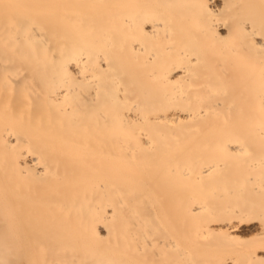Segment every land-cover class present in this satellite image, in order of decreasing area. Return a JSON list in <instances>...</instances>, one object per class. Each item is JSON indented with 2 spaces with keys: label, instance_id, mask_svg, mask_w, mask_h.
<instances>
[{
  "label": "bare ground",
  "instance_id": "bare-ground-1",
  "mask_svg": "<svg viewBox=\"0 0 264 264\" xmlns=\"http://www.w3.org/2000/svg\"><path fill=\"white\" fill-rule=\"evenodd\" d=\"M0 264H264V0H0Z\"/></svg>",
  "mask_w": 264,
  "mask_h": 264
},
{
  "label": "rangeland",
  "instance_id": "rangeland-1",
  "mask_svg": "<svg viewBox=\"0 0 264 264\" xmlns=\"http://www.w3.org/2000/svg\"><path fill=\"white\" fill-rule=\"evenodd\" d=\"M213 252H217L216 250H214ZM219 253V252H218Z\"/></svg>",
  "mask_w": 264,
  "mask_h": 264
}]
</instances>
